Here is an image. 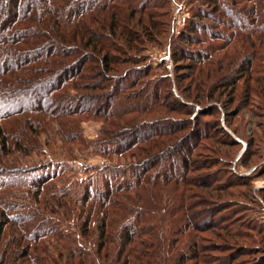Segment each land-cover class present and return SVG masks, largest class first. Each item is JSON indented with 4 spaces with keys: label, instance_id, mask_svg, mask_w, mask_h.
<instances>
[{
    "label": "trees",
    "instance_id": "trees-1",
    "mask_svg": "<svg viewBox=\"0 0 264 264\" xmlns=\"http://www.w3.org/2000/svg\"><path fill=\"white\" fill-rule=\"evenodd\" d=\"M182 1L192 14L182 43L195 44L209 31L203 22L221 14L229 46L253 40L264 62V0ZM165 6L0 0V264L235 262L233 250L202 237L215 222L196 221L205 204L189 189L197 145L179 142L188 122L165 114L159 90L140 101L149 73L125 67L140 66L134 52L165 34L157 21ZM242 54L234 58L245 62ZM90 119L103 120L92 141L82 131ZM88 150L119 161L76 169Z\"/></svg>",
    "mask_w": 264,
    "mask_h": 264
},
{
    "label": "rangeland",
    "instance_id": "rangeland-1",
    "mask_svg": "<svg viewBox=\"0 0 264 264\" xmlns=\"http://www.w3.org/2000/svg\"><path fill=\"white\" fill-rule=\"evenodd\" d=\"M153 2L166 5L157 12L165 34L134 52L142 61L140 66L125 67L144 68L149 73L142 80L144 86L136 90L144 94L140 101H152L154 91L159 90L170 108L165 114L188 122L179 142H186V147L197 145L191 156L196 168L189 174V189L205 204L197 209L196 221H213L216 226L202 237L209 245L217 243L233 250V264H264V62L254 59L253 40L246 41L244 48L233 41L229 46L232 30L221 14L203 22L209 31L195 34V44L182 43V35L189 33L190 6L182 0ZM210 32L217 36H208ZM197 39L203 42L197 44ZM240 51L245 62L234 58ZM189 53L193 55L190 61L184 59ZM250 59L254 60L251 64L247 63ZM204 80L209 82L208 88ZM203 92L206 96L210 92L214 99L202 98ZM193 93H200L202 101L190 99ZM214 107L219 114H211ZM102 127L101 119L86 121L84 137L95 140ZM110 161L116 163L119 158H102L88 150L85 160L73 166L97 167ZM199 180L203 188L195 186ZM229 253L213 255L225 260Z\"/></svg>",
    "mask_w": 264,
    "mask_h": 264
}]
</instances>
